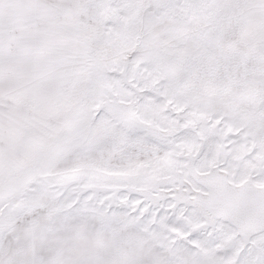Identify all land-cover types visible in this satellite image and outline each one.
<instances>
[{
    "label": "snow or ice",
    "instance_id": "6c2138e0",
    "mask_svg": "<svg viewBox=\"0 0 264 264\" xmlns=\"http://www.w3.org/2000/svg\"><path fill=\"white\" fill-rule=\"evenodd\" d=\"M0 264H264V0H0Z\"/></svg>",
    "mask_w": 264,
    "mask_h": 264
}]
</instances>
